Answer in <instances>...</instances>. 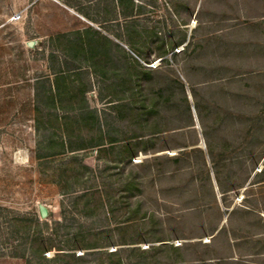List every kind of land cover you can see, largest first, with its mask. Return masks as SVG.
Wrapping results in <instances>:
<instances>
[{"label":"rangeland","instance_id":"obj_1","mask_svg":"<svg viewBox=\"0 0 264 264\" xmlns=\"http://www.w3.org/2000/svg\"><path fill=\"white\" fill-rule=\"evenodd\" d=\"M0 264H264V0H0Z\"/></svg>","mask_w":264,"mask_h":264},{"label":"trees","instance_id":"obj_2","mask_svg":"<svg viewBox=\"0 0 264 264\" xmlns=\"http://www.w3.org/2000/svg\"><path fill=\"white\" fill-rule=\"evenodd\" d=\"M135 10H136V12H139V11H140L138 7H137ZM129 15H130V14H129ZM72 34H73L74 36H77V37H78L79 32H74V33H72ZM67 35H68V34H63V37H66ZM66 69H68V67L66 66V64H65V60H64L63 63H62L61 65H59V69H58L56 72H54V80H53L52 83H50V84L48 85V88H47V92H48V93H51L52 91H54L55 88L58 89V80H59V79H62V78L64 77V71H65ZM56 257H58V256H56Z\"/></svg>","mask_w":264,"mask_h":264},{"label":"water","instance_id":"obj_3","mask_svg":"<svg viewBox=\"0 0 264 264\" xmlns=\"http://www.w3.org/2000/svg\"><path fill=\"white\" fill-rule=\"evenodd\" d=\"M32 44H33V42H29V45H32ZM38 211H39V214L42 218L47 216V210L43 205H41V204L38 205Z\"/></svg>","mask_w":264,"mask_h":264}]
</instances>
